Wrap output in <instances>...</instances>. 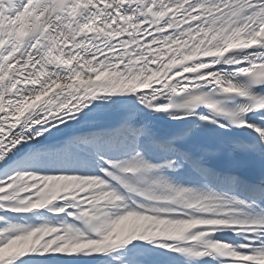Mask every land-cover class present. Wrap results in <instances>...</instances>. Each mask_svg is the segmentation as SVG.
<instances>
[{"label": "snow or ice", "instance_id": "snow-or-ice-1", "mask_svg": "<svg viewBox=\"0 0 264 264\" xmlns=\"http://www.w3.org/2000/svg\"><path fill=\"white\" fill-rule=\"evenodd\" d=\"M0 264H264V0H0Z\"/></svg>", "mask_w": 264, "mask_h": 264}]
</instances>
